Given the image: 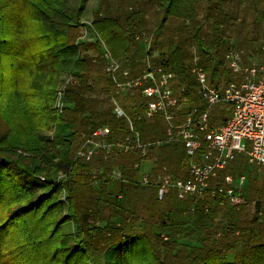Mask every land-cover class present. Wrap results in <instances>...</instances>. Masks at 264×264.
<instances>
[{"label":"trees","instance_id":"16d2710c","mask_svg":"<svg viewBox=\"0 0 264 264\" xmlns=\"http://www.w3.org/2000/svg\"><path fill=\"white\" fill-rule=\"evenodd\" d=\"M85 1L0 0V264H89L84 249L101 255L102 264H225V255L236 250V237L243 233H248V248L236 254L232 264H264V179L257 182L252 178L249 194L245 195L255 200L253 215L246 204L230 208L223 197L218 198L227 208L224 220L228 223L224 225V220L215 221L213 216L220 205L205 211L207 203L192 198L180 200L175 191L159 199L154 185L139 184L140 170L133 167L138 159L136 150L112 154L107 159L97 155L88 163L72 162L80 145L76 116H81L85 127L107 124L113 135L128 131L123 121L111 114L110 105L103 112L90 104L94 101L88 93L111 92L113 84L104 70L100 76L105 78L99 84L90 72L96 64L82 59L78 46L71 41L72 31L80 25ZM227 2L134 0L133 6L123 5L119 12H97L92 29L113 57L133 64L130 77H135L141 73L142 65L136 67L134 56L144 52L142 40L144 34H150V19L161 27L179 20L193 31L197 64L206 71L208 83L224 88L232 81V73L223 64L221 50L229 45L218 26L220 20L230 19L223 9ZM211 17L210 36L204 32L202 19ZM263 20L264 10L258 11L254 29ZM157 39L152 36L147 51L150 58L162 46L157 47ZM166 53L161 51L162 56ZM158 65L176 73L179 83L173 88H180L188 99V107L175 115L174 122L181 123L191 107L203 106L191 75L192 63L189 72L188 67L179 68L169 58L161 59ZM66 72L75 75L79 84L66 90L65 110L58 114L51 105ZM128 101L126 110L138 105L139 92ZM216 108H212L210 119L221 124L227 117L218 114ZM135 125L142 142L166 134L167 124L159 114L135 121ZM41 132H51V138L43 139ZM154 156L153 176L159 175L163 167L177 177L188 176L189 157L181 143L152 146L148 157ZM71 164L68 178L63 183L56 181V173ZM115 166L120 168L125 182L110 176ZM92 169L101 170L99 187L92 188L96 193L72 192L77 180L89 181ZM29 178L36 181L31 186L24 182ZM63 188L70 190L65 211L60 199ZM118 193L121 198L116 197ZM178 210L186 224L202 219L212 225L195 230L200 241L194 248L166 239L162 242L166 254L159 260L153 237L160 242L163 239L160 233L156 235L154 227L163 230L172 224ZM72 218L79 222L75 232L65 230ZM139 221L142 225L137 229Z\"/></svg>","mask_w":264,"mask_h":264},{"label":"built area","instance_id":"2783aa9c","mask_svg":"<svg viewBox=\"0 0 264 264\" xmlns=\"http://www.w3.org/2000/svg\"><path fill=\"white\" fill-rule=\"evenodd\" d=\"M74 44L78 46L82 59H90L95 64L102 62L104 73L113 84L109 100L111 114L121 119L128 131L118 136L112 134L107 124L96 127L90 125L81 133V143L73 155V163H88L97 155L107 159L112 154L136 150L138 159L133 167L140 170L141 162L148 157L150 147L181 143L189 157L186 178L177 177L164 167L157 176L141 172L138 183L144 186L154 185L159 199L170 191H175L180 200L192 198L195 202L207 203L204 205L205 211H209L208 207L223 204L219 197H223L230 208L248 204L243 195L247 174L240 172L233 175L231 168L242 157L248 166L264 170V64L256 63L250 58L249 64H245L240 53L226 52L223 64L231 70L232 81L224 88L211 86L206 71L197 64L198 55L194 50L190 71L203 106L201 109L191 107L184 121L175 123L176 113L188 107V99L183 96L180 88L174 90L172 87L177 77L175 72L152 63L147 54L148 45L144 44L146 55L141 60V73L130 77L131 63L111 55L94 33L92 19H81ZM262 51L264 53V41ZM88 83L91 86V80ZM78 84L79 79L72 73L67 72L61 77L52 104L56 113H64L66 90ZM137 92L140 103L126 110L121 105L120 98L131 99ZM213 107H226L229 111L223 123L211 121L210 112ZM156 114L161 115L166 122V134L163 138L142 142L135 121L151 119ZM70 171L71 166L59 170L55 175L56 181L63 183ZM99 174L101 170L90 171V181L93 184L98 183ZM110 176L126 181L119 167L113 168ZM62 192L65 193V188ZM116 197L121 198V194L118 193ZM252 205L254 206V202ZM257 216H260V212ZM214 220L220 221L217 218ZM223 223L227 225L228 222L224 220Z\"/></svg>","mask_w":264,"mask_h":264},{"label":"rangeland","instance_id":"374dc122","mask_svg":"<svg viewBox=\"0 0 264 264\" xmlns=\"http://www.w3.org/2000/svg\"><path fill=\"white\" fill-rule=\"evenodd\" d=\"M123 5H126V7H130L134 5V0H86L83 6V10L81 12L80 18L83 20H90L93 19L94 15L97 12L101 13H107V12H119L121 11ZM224 12L227 13L229 20H220L219 26L220 29H222L224 32L223 38L226 39L227 45H225V49L221 50V55L224 56L226 52H229L230 50L232 52H238L242 55V60L245 62V64H249V58L258 62L259 64H264V53L262 51V44L264 40V20L262 21V24L259 28L254 29V20L255 15L258 11L264 10V0H228V2L223 6ZM216 19V18H215ZM211 21H213V17H211L209 20L202 19V22L204 24V32H207L208 35H210L209 32L213 33ZM242 22H244V26H242ZM222 25V27L220 26ZM148 29L150 30V34L147 33L144 34L146 38L148 39L146 41V38H144L142 41L143 47L148 45L150 46L152 44V36L155 35L158 39L157 41H160V44L158 43L159 47L161 48L159 50L155 49L153 51V54L151 55L150 60L152 63L155 64V66H158V63L160 60H164L165 58L171 61L173 60L177 62L179 68L181 67H188L186 69L189 72V66L193 62V51L195 50V44L193 41V31L190 26L188 28L183 27L179 20L174 21H168L167 24L163 27L159 25V23H153L152 19L149 21ZM78 34V28L77 30L72 31V40L74 41L75 37ZM211 36V35H210ZM254 38V39H253ZM149 41V44L147 43ZM146 44V45H144ZM92 50L95 51L94 47L92 46ZM167 52L165 56L161 55V51ZM196 51V50H195ZM142 54V55H141ZM141 54H135L134 59L136 60L135 65H137V68H140L141 60L146 55L145 47L144 52ZM144 55V56H143ZM164 58V59H163ZM215 60H218V56H215ZM103 66L102 62H97L95 66L90 68L91 75L98 79L99 84L102 83L103 79L105 77L100 76L103 72ZM134 70V69H133ZM89 71V70H88ZM67 73V72H66ZM105 74V73H104ZM176 74V73H175ZM61 80V79H60ZM179 79L176 78L173 82V84H178ZM173 87V85H172ZM174 90H177L173 88ZM93 97L90 98V100H93V103H90L91 105H95L97 109L100 111H105L106 108H108L109 100H110V92L106 91H96L92 92L91 94ZM130 99L122 98L120 101L121 105L125 107L124 105L129 106ZM128 103V104H127ZM53 104V103H52ZM188 104V100H187ZM52 106V105H51ZM110 107V106H109ZM218 110V114H223L226 117H228L229 111L226 109V107H218L216 108ZM79 116V115H78ZM76 118H79L76 123V128L81 135V133L88 127H85L83 124V120L81 119V116ZM221 117V116H220ZM215 123V122H214ZM79 135V141L81 143ZM41 137L43 139L51 138V132H41ZM79 147V146H78ZM78 149V148H77ZM76 152V151H75ZM74 152V153H75ZM145 160V159H144ZM145 165H149V163H145ZM71 166L72 164L68 165ZM256 171V172H255ZM140 172V171H139ZM240 172H243L247 174V178L249 181V186H247V192L249 194L252 178L256 179L257 182H261L262 179H264V175L261 174L263 172V169H259L257 171L256 167H250L248 166L242 158L238 159L237 162H235L232 165L231 173L233 175L238 174ZM24 181V180H23ZM28 185H33L36 181L32 178L26 179L24 181ZM257 182H255V185L257 186ZM100 184V183H99ZM99 184H93V182L89 181L85 182L82 180H77L75 182V185L73 186L72 192H83L85 194H94L96 193L92 188H98ZM97 186V187H96ZM70 190L65 188V193H60V199L63 200V206L64 211L67 209V199L70 195ZM109 199H111L109 197ZM247 199V198H246ZM249 199V200H248ZM247 201H253L254 199L251 197H248ZM253 199V200H252ZM225 205L219 206V209L214 210L213 216L217 219H227V208L224 207ZM250 215H253L251 208H249ZM172 224L167 225L163 230L158 229V227H154L157 234H159V237L163 239L161 242L156 241L153 237V245H154V251L155 255L159 260L163 258V256L166 254L165 247L162 246V242L165 241L164 237H167V241L169 240L172 242H177L179 246H187L189 248H194L198 245L200 241V234L196 233L195 230H201L205 226L212 225L211 221H203L200 219L198 222L196 221L193 224H186L184 220H182L181 213L176 211L172 217ZM142 222L139 221L136 224L137 229L141 228ZM79 229V222L75 218H72L68 226L65 228L66 231L69 232H75ZM164 235H161L163 234ZM248 238V233H243L241 237H236L237 242L235 246V251L231 253H227L224 257V263L225 264H232L234 261V258L236 254L245 252L248 248V243L245 239ZM84 252L86 256L89 259V264H96L99 262V264H102L103 258L101 255H97L94 253L92 249H84Z\"/></svg>","mask_w":264,"mask_h":264},{"label":"crops","instance_id":"0c3cea01","mask_svg":"<svg viewBox=\"0 0 264 264\" xmlns=\"http://www.w3.org/2000/svg\"><path fill=\"white\" fill-rule=\"evenodd\" d=\"M131 65H133V64H131ZM131 68H132V66H131ZM120 99H122V98H120ZM130 103V102H129ZM128 104V103H127ZM125 106V105H124ZM128 106V105H127ZM127 106H125L124 108L126 109V107ZM119 136V135H118ZM155 158H156V156H154V157H151V158H149V157H147L145 160H143L142 162H141V169H140V172H139V175H140V173L141 172H147V173H151L152 174V171H153V168H154V160H155ZM240 158H242V157H239L238 159H240ZM237 159V160H238ZM243 159V158H242ZM244 161V160H243ZM237 162V161H236ZM145 163H149V165L147 166V165H145ZM188 165H189V161H188ZM116 167V166H115ZM164 168V167H163ZM166 168V167H165ZM188 169H189V167H188ZM257 171H259V169H257ZM161 172H162V170H160V174H161ZM256 172V171H255ZM264 173V170H263V172H261V174H263ZM138 178H139V176H138ZM138 180V179H137ZM247 186H249V181H248V178H247V182H246V185L244 186V188H243V195L245 196V195H247L248 194V192H247ZM253 202H254V206L252 205L253 204ZM223 204H221L220 206H222ZM247 207L248 208H251V211H252V213L254 214L255 213V200H253V201H250L248 204H247Z\"/></svg>","mask_w":264,"mask_h":264}]
</instances>
